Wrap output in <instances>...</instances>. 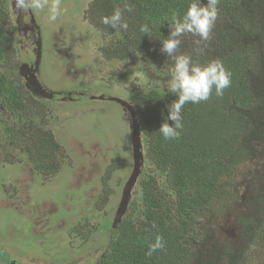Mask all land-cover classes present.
I'll use <instances>...</instances> for the list:
<instances>
[{
	"label": "trees",
	"instance_id": "obj_1",
	"mask_svg": "<svg viewBox=\"0 0 264 264\" xmlns=\"http://www.w3.org/2000/svg\"><path fill=\"white\" fill-rule=\"evenodd\" d=\"M126 2L134 6L133 12L123 13L127 30L101 23L102 16L123 9ZM191 2L91 0L84 18L103 36L119 34L115 44L100 47L104 60L120 63L146 57L165 65L170 76L172 65L160 51L161 40L169 34L173 15L182 17ZM205 2L201 6H206ZM7 10L8 0H0V105L22 119L20 130L12 137H26L27 144L19 150L26 151L33 164L38 158L42 173L54 175L61 152L49 129L44 128V118L42 123L35 122L37 117L30 108L37 101L13 85L12 72L3 69L12 54ZM260 16L264 19V0H219L210 39L195 43L197 38L190 34L181 38L178 53L200 64L220 60L231 73V84L222 96L213 91L207 101L184 105L178 138L164 140L158 131L167 106L176 99L167 86L164 91L152 88L141 95L136 119L154 174L140 181L139 204L129 203L125 216L110 227L102 252L91 264H264V190L260 191L257 181L248 195L250 214L254 215L235 220L237 227L242 225L236 229L237 236L231 229L233 236L228 237L229 231L224 230L228 226H220L225 208L238 200L233 190L238 166L248 161L250 150L264 146V23ZM142 25L149 32L142 33ZM39 132L40 136H35ZM157 234L163 237L165 247L149 256L148 246ZM230 240L242 245L239 253L222 249ZM0 263L14 264L1 251Z\"/></svg>",
	"mask_w": 264,
	"mask_h": 264
},
{
	"label": "rangeland",
	"instance_id": "obj_2",
	"mask_svg": "<svg viewBox=\"0 0 264 264\" xmlns=\"http://www.w3.org/2000/svg\"><path fill=\"white\" fill-rule=\"evenodd\" d=\"M90 1L61 0L68 11L55 22L47 20L46 10L33 12L44 48L41 53L47 55L52 51L54 34L60 30L55 41L68 59L61 64L75 67L76 62L77 70L83 73L88 71L86 68L93 70L81 79L88 80L90 75L97 78L90 83L95 94L104 92L137 107L141 95L148 90L164 91L170 79L165 65L146 57L120 63L104 60L100 47L115 44L113 41L119 34L103 36L85 18L87 23L82 21ZM11 3L8 0L9 7ZM7 11L8 15L9 8ZM258 19L264 23L261 16ZM65 35L69 40L63 42L61 37L64 39ZM36 51L35 65L39 61V50ZM29 55L32 56L31 51ZM56 73L50 71L46 76L47 87L64 89L68 83L58 79ZM78 83L87 91L86 82ZM29 92L40 96L36 89ZM85 97L67 105L36 102L30 108L37 117L36 123H42L40 119L44 118L43 126L51 131L61 152L59 170L50 176L38 169V158L33 164L29 154L19 150L27 144L26 137L15 140L12 137L16 129L20 130L22 119L7 113L0 105V251L14 264H91L108 239L122 187L132 170L131 144L125 140L128 128L120 108L112 102L90 101ZM107 143L112 145L105 146ZM249 156L248 161L238 166L233 178L238 200L225 208L220 221L222 228L228 226L224 230L233 229L236 236L235 220L254 215L250 214L252 201L248 200L253 182L257 181L260 191L264 190V146L254 147ZM142 172L138 181L154 174L147 161ZM139 196L138 183L130 205L133 201L138 205ZM211 219L215 221V215ZM220 232L223 233L222 229ZM242 241L245 244V239ZM214 242L215 237L211 244ZM237 243L230 240L231 248L238 247Z\"/></svg>",
	"mask_w": 264,
	"mask_h": 264
},
{
	"label": "clouds",
	"instance_id": "obj_3",
	"mask_svg": "<svg viewBox=\"0 0 264 264\" xmlns=\"http://www.w3.org/2000/svg\"><path fill=\"white\" fill-rule=\"evenodd\" d=\"M14 10L18 14L27 15L34 11L46 10L47 20L55 22L67 8L62 7L61 0H13ZM219 0H207L206 6H201V0H193L182 17L173 15L169 34L162 41L161 53L171 61L170 79L167 81V92L176 97L168 106V113L158 131L164 140H173L180 136L183 128L182 109L185 104H197L207 101L213 91L216 96H222L224 89L231 84V73L220 60H211L206 64L193 62L191 56L178 53L183 43L182 37L190 34L196 37L195 43L208 41L211 30L218 16ZM134 6L125 3L123 9L117 8L110 15L101 17V23L112 29H128L123 20L124 12H133ZM142 33L149 32L146 25L140 28ZM168 121H172L170 125ZM165 241L159 234L148 246L147 255L162 250Z\"/></svg>",
	"mask_w": 264,
	"mask_h": 264
},
{
	"label": "flooded vegetation",
	"instance_id": "obj_4",
	"mask_svg": "<svg viewBox=\"0 0 264 264\" xmlns=\"http://www.w3.org/2000/svg\"><path fill=\"white\" fill-rule=\"evenodd\" d=\"M8 8H9V14L7 15V20H8V26L7 27L9 28L10 35H11L10 47H11L12 54L9 57L8 61L3 66V69L9 70L12 72V75L10 77V81L13 82V85L18 86L19 90H21L22 92H25L30 97H33L37 102H40L43 104L46 103L50 106H53L52 101H55L56 104L62 103L65 105H67L66 103L71 104V103L81 102V100H82L81 96H83V95L86 96L85 97L86 99H88V100L90 99V101L112 102L120 108V112H121L123 119L126 122V125L128 128V135L126 136L125 140H128L127 142L128 143L130 142V144H131V136H130V134H131V131H130L131 121H130L129 113L124 109V106H121L116 101L110 100V98H115L114 96H110L104 92H99V94H95L93 92L94 89L90 86V83L92 84V81L97 79V78H95V76L90 75L88 80L81 79V77L86 78L88 71H90L89 70L90 68H86L88 71H86V69H85L86 73H83L82 71L77 70L76 62L74 65L75 67H73L72 64L71 65L65 64V63L61 64V62L63 63V62L68 61V59H67V57H63V54H62L63 52L59 48V43H57L55 41L56 38H59L58 34H59L60 30L58 32L55 31V32H57V34H54V39L52 40V43L54 41V43L52 45V49H51L52 51L49 52L47 55H43L41 53V50L42 49L44 50L43 43H42V40L40 39L38 26L35 23L34 13L31 12L27 15L18 14L14 10L13 0H12L10 7L8 4ZM84 12L82 14V21L84 23H87L86 21L83 20ZM8 16L11 20V24L9 22ZM88 26H90V25L88 24ZM62 28L67 29L65 26L64 27L62 26ZM66 36L67 35L64 36V39L61 37V41H63V42L65 40L68 41L69 39L66 38ZM56 46H57V48H56ZM36 49L39 50V61L35 65L34 60L36 57L35 54L37 53ZM29 51L32 52V56L29 55ZM74 57H76V56L74 55ZM105 61H107V60H105ZM46 62H47V65H46ZM86 62H87V60H86ZM87 63L89 64V62H87ZM107 63H109V61H107ZM21 65H25L26 67L22 69V74L20 75L19 74V67ZM67 66H70V67H67ZM85 67H89V66H85ZM65 68H66V73H65ZM55 70L57 72L56 74L58 75V79H62V82L68 83L67 87H63L64 89H53L52 90V89H49L47 87V84H49V83L46 81V76L48 75V73L50 71L52 72ZM92 72H94V71L93 70L90 71V73H92ZM96 72L98 73L99 71L96 70ZM79 81H82L83 84H84V82L87 83V85H86L87 91L83 90V89H85V87L83 88V85H79V83H78ZM39 86L41 87V91H42V92L40 91V93H39L40 96H35L31 92H29V89L35 90ZM48 95L50 96L49 98L46 97ZM127 103L129 105H131L129 102H127ZM131 107L134 109L135 114H136L138 106L137 107L131 106ZM102 112H103V110H102ZM125 118H126V120H125ZM35 136H37V137L40 136V132L37 133ZM53 139H54V136H53ZM54 141H55V139H54ZM108 141H110V139H108ZM142 143H143V139L141 137V144ZM111 145L112 144H110V143L105 144V146H111ZM143 145L144 144H142L143 164H142L141 173H140L139 177H141V175H143L142 169L144 166V162L147 161L146 157H145V150L143 148ZM129 155L132 158V166H133L132 145H131V152L129 153ZM138 178H137L136 184L139 183V187H140V181L141 180L138 181ZM133 191H134V189H133ZM133 191H132V193H133ZM235 224H236V222H235ZM236 226H237V224H236ZM238 227L241 229L242 225H240V226L238 225ZM238 227H237V229H238ZM227 234H228V237L233 236L232 231L227 232ZM214 244H215V242L213 243V245ZM241 246L242 245L238 244V247H236L238 249L234 248V249H236L234 251V253H239L241 251ZM219 247H220V245H219ZM230 248H231V244L228 243V245H227V243L224 242L222 249L223 250H225V249L231 250ZM203 250H205V249H203Z\"/></svg>",
	"mask_w": 264,
	"mask_h": 264
},
{
	"label": "water",
	"instance_id": "obj_5",
	"mask_svg": "<svg viewBox=\"0 0 264 264\" xmlns=\"http://www.w3.org/2000/svg\"><path fill=\"white\" fill-rule=\"evenodd\" d=\"M203 4H205V0H201ZM25 65H21L19 67V74H22V69L25 68ZM37 91L40 93L41 87L36 88ZM42 92V91H41ZM40 95V94H39ZM49 98L50 96H46ZM112 101H116L119 103L121 106H124V109L129 113L130 116V131H131V145H132V156H133V166L132 170L124 183L120 195V200L117 205L113 222H112V227L114 228L117 224L120 223L122 218L125 216L126 211L128 209V205L130 202V198L132 195V191L136 185L137 178L139 177L141 173V168L143 164V153H142V144H141V131H140V125L138 123V120L136 119V114L134 109L129 105L127 102L118 99V98H110ZM170 125H172V121H168Z\"/></svg>",
	"mask_w": 264,
	"mask_h": 264
}]
</instances>
